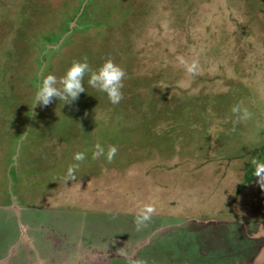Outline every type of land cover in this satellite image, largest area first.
Masks as SVG:
<instances>
[{
    "label": "rangeland",
    "instance_id": "1",
    "mask_svg": "<svg viewBox=\"0 0 264 264\" xmlns=\"http://www.w3.org/2000/svg\"><path fill=\"white\" fill-rule=\"evenodd\" d=\"M85 57L125 70L119 104L86 75L32 108ZM258 147L264 0H0V264H264V189L238 187Z\"/></svg>",
    "mask_w": 264,
    "mask_h": 264
},
{
    "label": "clouds",
    "instance_id": "2",
    "mask_svg": "<svg viewBox=\"0 0 264 264\" xmlns=\"http://www.w3.org/2000/svg\"><path fill=\"white\" fill-rule=\"evenodd\" d=\"M189 74H195L197 65H185ZM88 75V85L100 92L106 93L108 100L112 104H119L123 99L122 89L123 81L126 77V72L123 68L113 62L112 59H107L98 69L93 70L87 62V57L83 61H74L68 68L66 73L59 79L53 74L44 75L41 73V82L38 85L34 95L32 108L47 107L54 100L63 102V105H72L79 99L81 93L85 92L84 78ZM232 112L237 115L238 121H246L252 118V114L247 109H241L239 106H234ZM33 115L35 113L33 112ZM117 153L115 146H109L107 153L105 149L97 143L95 150L92 153V159H98L101 156H106L108 162H112ZM86 158L84 152H77L74 155V160L82 162ZM253 169V176L256 178V183L261 189H264V162L253 157L250 160ZM78 164L70 166L65 176V183L76 180L75 171ZM155 213V208L151 205L145 206L137 215L135 223L139 227L148 221L152 214Z\"/></svg>",
    "mask_w": 264,
    "mask_h": 264
},
{
    "label": "trees",
    "instance_id": "3",
    "mask_svg": "<svg viewBox=\"0 0 264 264\" xmlns=\"http://www.w3.org/2000/svg\"><path fill=\"white\" fill-rule=\"evenodd\" d=\"M252 155H256L255 157L258 158L261 162H264V148L258 147L256 150H252ZM253 177V169L250 164V161L247 162L246 165L243 167V173H242V180L238 187H242L243 185L247 184Z\"/></svg>",
    "mask_w": 264,
    "mask_h": 264
},
{
    "label": "crops",
    "instance_id": "4",
    "mask_svg": "<svg viewBox=\"0 0 264 264\" xmlns=\"http://www.w3.org/2000/svg\"><path fill=\"white\" fill-rule=\"evenodd\" d=\"M264 244V243H263ZM264 245H263V248H261L260 250H259V254L258 255H260L261 257H257V259L259 260V262H262V261H264ZM263 254V255H262Z\"/></svg>",
    "mask_w": 264,
    "mask_h": 264
},
{
    "label": "water",
    "instance_id": "5",
    "mask_svg": "<svg viewBox=\"0 0 264 264\" xmlns=\"http://www.w3.org/2000/svg\"><path fill=\"white\" fill-rule=\"evenodd\" d=\"M263 255V254H262ZM260 256V255H259ZM261 257V256H260Z\"/></svg>",
    "mask_w": 264,
    "mask_h": 264
},
{
    "label": "bare ground",
    "instance_id": "6",
    "mask_svg": "<svg viewBox=\"0 0 264 264\" xmlns=\"http://www.w3.org/2000/svg\"><path fill=\"white\" fill-rule=\"evenodd\" d=\"M264 253V252H263Z\"/></svg>",
    "mask_w": 264,
    "mask_h": 264
}]
</instances>
